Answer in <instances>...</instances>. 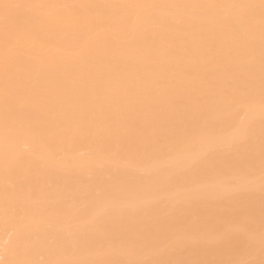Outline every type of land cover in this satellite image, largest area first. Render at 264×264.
<instances>
[{"label":"snow or ice","instance_id":"snow-or-ice-1","mask_svg":"<svg viewBox=\"0 0 264 264\" xmlns=\"http://www.w3.org/2000/svg\"><path fill=\"white\" fill-rule=\"evenodd\" d=\"M33 9L45 11L28 15ZM110 23L131 26L137 38L122 41L110 56L86 62L83 88L69 91L41 83L28 58L43 35L80 26L103 31ZM0 24V132L5 145L40 142L56 158L49 142L150 133L149 145L167 178L158 203L177 217L197 203L236 196L230 183L241 184L239 194L251 199L257 155L260 191L258 233L255 209L250 208L243 223L236 218L234 226L218 232L169 227L158 248L117 260L111 257L124 254L122 248L93 239L111 235L106 225L113 206L102 191L86 193L92 211L81 212L79 193L50 188L42 183L38 161L26 159V152L10 157L5 151L0 155L5 176L0 212L30 222L18 234L13 258H0V264H264V0L0 3ZM257 89L258 142L251 123ZM232 112L244 113L245 119L233 121ZM132 113L138 114L136 123ZM225 168L233 174L216 179ZM240 237L244 246L235 250L231 246ZM198 247L228 257L171 258L178 250Z\"/></svg>","mask_w":264,"mask_h":264},{"label":"bare ground","instance_id":"bare-ground-1","mask_svg":"<svg viewBox=\"0 0 264 264\" xmlns=\"http://www.w3.org/2000/svg\"><path fill=\"white\" fill-rule=\"evenodd\" d=\"M53 4L81 3L89 0H0V3ZM104 2V0H91ZM136 2V0H130ZM149 2V0H139ZM45 10L33 9L28 15H42ZM16 14L13 13L15 19ZM18 22L23 23V20ZM2 29V24H0ZM137 38L131 26L121 23H110L105 30L80 26L68 27L56 33L41 37L31 48L29 63L39 73L41 83L49 87H60L69 91L84 87L88 64L98 57L112 55L124 40ZM255 111L251 114V123L258 138L261 131L259 114V95L255 100ZM138 114L132 113L130 119L137 122ZM233 121L245 119L244 113L232 112ZM217 131H223L218 127ZM150 133H133L121 138L100 140L95 136L83 135L66 139L63 142L51 143L49 146L57 154L52 158L48 149L40 142L29 140L27 144L16 140L5 145L0 132V155L7 151L10 157L19 152H26V159L38 161L42 170V183L50 188H67L80 194L77 209L91 213L85 194L90 191H102L107 203L113 206L111 218L107 221L110 239L96 235L93 239L98 245L107 247L109 243L124 250V254L111 258L126 260L139 258L147 251L158 248L164 238V230H185L198 228L203 232H218L234 226L233 220L245 221L244 213L255 209V227L257 233L260 225V191H259V158L256 160V185L253 197L248 199L239 194L242 187L239 183H230L228 188L236 196H226L195 204L183 217L167 215L164 205L158 203L164 195L160 186L167 178L159 171L158 154L150 147ZM233 173L225 168L216 179L224 180ZM5 176L0 173V192L3 190ZM150 201L151 205H146ZM43 207V204L40 205ZM30 221L21 219L11 213L0 212V258L12 259L18 234ZM105 227L101 223L100 229ZM243 238L231 246L235 250L242 248ZM4 249H8L4 253ZM257 258H259V241H256ZM235 254V251H233ZM228 253L198 247L188 251L178 250L171 257L176 260L221 259Z\"/></svg>","mask_w":264,"mask_h":264}]
</instances>
